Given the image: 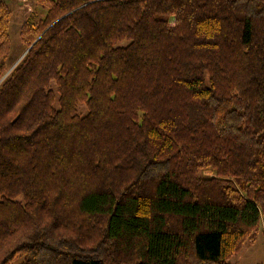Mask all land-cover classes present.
I'll return each instance as SVG.
<instances>
[{
    "label": "trees",
    "instance_id": "obj_1",
    "mask_svg": "<svg viewBox=\"0 0 264 264\" xmlns=\"http://www.w3.org/2000/svg\"><path fill=\"white\" fill-rule=\"evenodd\" d=\"M38 2L9 69L0 0V264H231L264 225V0Z\"/></svg>",
    "mask_w": 264,
    "mask_h": 264
},
{
    "label": "rangeland",
    "instance_id": "obj_2",
    "mask_svg": "<svg viewBox=\"0 0 264 264\" xmlns=\"http://www.w3.org/2000/svg\"><path fill=\"white\" fill-rule=\"evenodd\" d=\"M12 10L10 18L9 34H10V51L8 59L5 61L10 68L17 63L23 56V45L18 37L20 24L28 17L37 19L41 17L45 9H43L38 0H5ZM9 68V69H10ZM202 175H211L210 170H202ZM16 258L10 264H17ZM229 261L231 264H264V225L263 218L260 220L257 229L252 236H249L242 244L239 251L233 253Z\"/></svg>",
    "mask_w": 264,
    "mask_h": 264
},
{
    "label": "water",
    "instance_id": "obj_3",
    "mask_svg": "<svg viewBox=\"0 0 264 264\" xmlns=\"http://www.w3.org/2000/svg\"><path fill=\"white\" fill-rule=\"evenodd\" d=\"M30 46H31V45H30ZM30 46H29V47H30ZM29 47H28L26 50H28V49H29ZM26 50H25V51H26ZM24 53H25V52H24Z\"/></svg>",
    "mask_w": 264,
    "mask_h": 264
}]
</instances>
